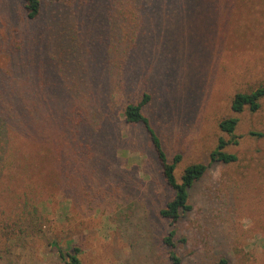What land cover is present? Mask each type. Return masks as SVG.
Listing matches in <instances>:
<instances>
[{
  "label": "rangeland",
  "instance_id": "374dc122",
  "mask_svg": "<svg viewBox=\"0 0 264 264\" xmlns=\"http://www.w3.org/2000/svg\"><path fill=\"white\" fill-rule=\"evenodd\" d=\"M9 1L23 3L0 0V44L14 37L10 27L15 21L1 7ZM41 1L39 21L47 24L49 0ZM263 2H257L260 8ZM249 11L235 13L231 27H222L217 17H204L199 32L197 17L202 16L185 10L176 28L162 25L163 41L151 42L155 52L146 58L148 69L140 80L126 79L132 82V93L138 88L130 99H141L143 92L154 95L144 113L169 158L182 156L177 179L181 181L185 169L195 162L209 167L190 191L193 210L177 228L182 264H219L222 259L228 264H264V108L259 113L231 111L236 92L264 82V10ZM90 39L91 46L104 47L95 44L99 36ZM91 58L86 52L78 62H91ZM122 91L104 111L114 136L104 152L107 160L98 167L95 156L101 147L74 156L70 170L51 162L44 175L37 166L32 169L31 157L39 155L36 150L25 149V162L18 165L16 160L14 165L13 145L7 162L12 159L15 170L0 185H5L0 189V218L22 212L26 191L35 194L38 206L28 214L15 242L6 246L0 239V264H68L52 252L53 242L63 251L79 248L82 264H171L164 243L170 222L160 216V210L173 191L165 182L147 130L125 121ZM232 115L241 120L236 131L242 137L240 144L230 148L240 161L212 163L210 154L220 137L230 138L220 122ZM253 131L263 136H253Z\"/></svg>",
  "mask_w": 264,
  "mask_h": 264
},
{
  "label": "trees",
  "instance_id": "16d2710c",
  "mask_svg": "<svg viewBox=\"0 0 264 264\" xmlns=\"http://www.w3.org/2000/svg\"><path fill=\"white\" fill-rule=\"evenodd\" d=\"M22 1L21 5L15 1L1 4L8 19L12 22L13 18L15 23L10 27L13 39L6 38L0 44V185L6 184L15 170L16 160L18 165L25 162V149L39 153L31 157L32 169L37 166L36 170L44 175L51 162L70 170L75 166L74 156L80 157L91 148L103 150L99 149L95 156V167L104 164L107 160L104 152L111 147L114 136V126L110 119L104 118V111L112 106L122 89L126 97L121 104L123 117L128 124L144 126L147 130L165 182L173 191L160 216L170 222L171 229L164 243L171 264H182L177 228L184 215L193 210L190 191L206 176L209 167L195 162L185 169L181 181L177 179L176 170L182 156L169 158L144 113L154 95L143 92L141 99H130L129 94L134 90L132 82L140 80L148 69L146 58L155 52L151 42L164 40L162 25L168 23L176 28L185 10L202 16L197 17L200 32L203 27L199 23L204 22V17H217L222 27H231L235 13L248 12V9L249 14L263 13L264 8L257 2L264 0H49L47 24L39 21L43 15L41 0ZM90 35L99 36L95 44L104 43V47L91 46ZM86 52L91 55V62L79 63V57ZM126 79L132 82L127 83ZM263 108L264 82L236 92L231 103V111L236 115L246 110L259 113ZM240 121L232 115L220 122V128L230 138L220 137L210 154L212 163L232 165L240 161L239 154L230 150L240 144L242 137L236 135ZM251 135L263 136L254 131ZM13 145L16 146L15 153L11 154L14 165L12 159L7 162ZM24 196L26 204L21 213L12 215L2 211L7 215L0 218V239L6 246L17 240L28 214L38 206L33 192L26 191ZM51 250L68 264H82L81 250L77 247L70 246V251H63L53 242ZM219 264L228 262L222 259Z\"/></svg>",
  "mask_w": 264,
  "mask_h": 264
}]
</instances>
